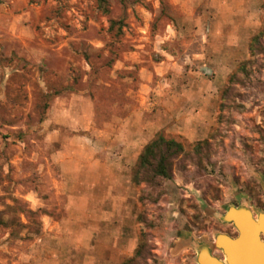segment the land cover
<instances>
[{
  "label": "rangeland",
  "instance_id": "rangeland-1",
  "mask_svg": "<svg viewBox=\"0 0 264 264\" xmlns=\"http://www.w3.org/2000/svg\"><path fill=\"white\" fill-rule=\"evenodd\" d=\"M216 3L0 0V264H90L75 251L56 256L43 220L69 214L53 190L62 170L52 155L66 144L62 137L86 131L54 122L79 118L51 108L72 97L94 111L99 138L113 136L106 123L120 127L126 116L136 127L141 107L143 145L151 137L145 125L165 109L158 132L185 148L169 178L143 168L134 182L138 158L127 161L125 188L112 202L110 260L95 264H123L142 239L150 253L133 264H199L202 245L216 249L227 208L263 205L264 0L252 4L261 9L259 27L244 31L215 27ZM140 75H153L163 94H128ZM192 82L211 100L190 96ZM65 230L56 232L57 244Z\"/></svg>",
  "mask_w": 264,
  "mask_h": 264
},
{
  "label": "crops",
  "instance_id": "crops-1",
  "mask_svg": "<svg viewBox=\"0 0 264 264\" xmlns=\"http://www.w3.org/2000/svg\"><path fill=\"white\" fill-rule=\"evenodd\" d=\"M217 1L216 16L218 19L215 22V27L221 29L222 32L228 29L244 31L259 27L261 9L252 5L254 0ZM228 48L234 50L233 46H228ZM221 57L225 58L223 55ZM140 76L143 81L140 82L139 88H132L128 94H133L134 97L141 99L142 92L147 88L150 92L156 90L163 94L165 87L161 83L155 84L153 75ZM170 88L167 87V91ZM185 91L190 96L201 95L206 102L211 100V94L204 95L198 90V86L196 87L194 82L186 87ZM73 95L75 96V94ZM74 98L72 97L70 101L67 99L68 103L66 102V104L69 105L56 103L54 108H51L52 111L57 109L62 115L64 112L65 116L68 115L69 117L75 118L74 115L77 114L78 120L68 121L67 117L58 119L55 116L54 122L76 127L80 125L86 133L77 132L66 139L55 137V140L61 139L66 144L52 155L53 160H57L62 170L60 179L56 181L53 190L58 195L64 196L63 205L69 209V214L62 218L44 214L43 220L48 235L46 242L52 241L54 243L56 256H61L64 250L65 254L75 251L79 258L83 255H89L90 264L109 262L114 247L112 246L110 228L118 219L111 210L112 205L115 207L117 204H112V202L119 200V196L125 188L127 161L133 156L138 158L144 146L141 142L144 132V123L141 121L142 108L135 109L133 112L136 117L135 122L138 124L136 127H133L130 121L132 116H126L120 127L116 122L106 123L112 128L113 136L99 138L94 133L97 129L93 121L94 111L89 105H81L80 107L75 105L76 100ZM60 100L63 101V99ZM80 113L82 115L79 116ZM167 114V110L157 108L158 120L150 121L145 125V128L148 129L146 134L151 136L147 138L146 143L153 138L158 130L166 126L167 123L163 122V118ZM84 117L85 120H83ZM50 119L52 120V118ZM117 128L119 131L115 132ZM42 204L45 205L46 203ZM62 225H66V230L61 245L56 242V232L61 229ZM60 247L62 248L59 249Z\"/></svg>",
  "mask_w": 264,
  "mask_h": 264
},
{
  "label": "trees",
  "instance_id": "trees-1",
  "mask_svg": "<svg viewBox=\"0 0 264 264\" xmlns=\"http://www.w3.org/2000/svg\"><path fill=\"white\" fill-rule=\"evenodd\" d=\"M115 21L112 22V26ZM260 33L253 36V40L250 43V50L255 51V41L259 39ZM246 67L242 65L241 69ZM247 69V68H246ZM235 73L230 76V82L233 80ZM185 148L182 142L168 138L162 133H157L149 142H147L142 151L140 152L136 171L133 175V181L137 182L138 174L143 168H148L153 171L156 175L171 177L172 176V163L173 160L184 152ZM150 253V247L148 243L142 239L137 245L133 255L128 259L124 260L123 264H133L135 262H143V260Z\"/></svg>",
  "mask_w": 264,
  "mask_h": 264
},
{
  "label": "water",
  "instance_id": "water-1",
  "mask_svg": "<svg viewBox=\"0 0 264 264\" xmlns=\"http://www.w3.org/2000/svg\"><path fill=\"white\" fill-rule=\"evenodd\" d=\"M227 221H235L241 231L238 239H233L226 233H220L215 240L216 248H223L227 254L229 264H237L238 254L247 248H264V243L260 241V231L264 232V213H260L259 220L256 221L251 212L243 207L237 209L231 206L224 215ZM208 245H202L198 252L199 264H221L217 256Z\"/></svg>",
  "mask_w": 264,
  "mask_h": 264
},
{
  "label": "flooded vegetation",
  "instance_id": "flooded-vegetation-1",
  "mask_svg": "<svg viewBox=\"0 0 264 264\" xmlns=\"http://www.w3.org/2000/svg\"><path fill=\"white\" fill-rule=\"evenodd\" d=\"M237 209L246 207L252 214V217L258 221L260 213H264V202L263 205L256 209L253 204H244L241 202H236L233 204ZM231 207V206H230ZM229 207V208H230ZM229 208L225 210V214L228 212ZM224 232L228 234L233 239H238L241 235V231L237 226L235 221H225ZM260 241L264 243V232L260 231ZM212 252L217 256L221 264H229L227 259V254L223 248H216ZM237 264H264V248H247L242 250L237 256Z\"/></svg>",
  "mask_w": 264,
  "mask_h": 264
}]
</instances>
